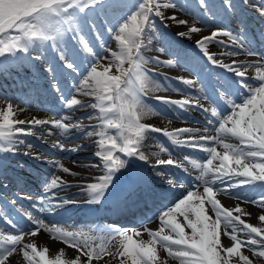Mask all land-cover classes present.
Wrapping results in <instances>:
<instances>
[{"label": "snow or ice", "instance_id": "6c2138e0", "mask_svg": "<svg viewBox=\"0 0 264 264\" xmlns=\"http://www.w3.org/2000/svg\"><path fill=\"white\" fill-rule=\"evenodd\" d=\"M104 2L105 0H0V57L6 54L15 56L17 53H28L33 47L39 49L48 47L57 53L64 67L77 72L78 67L68 58V48L65 47L67 35H71L76 41L78 50L82 54L86 56L91 54L86 69L87 75L74 87L76 92L94 96L96 103L85 104L75 96L68 100L61 97L68 109L77 106L91 107L98 109L100 113L98 118L101 124L92 125L93 130L84 132V135L100 137L96 141V155L102 161L104 175L96 177L95 183L82 185V188L94 200H99L111 183L113 175L126 166L128 157L149 162L148 157L140 151L145 133L149 131H163V134L170 137L176 145L207 153V157L204 163L191 161L193 166L200 170L199 176L196 177L198 183L191 186L182 198L165 207L158 216L160 222L158 229H144L149 237L147 240L142 238V233L137 229L126 230L113 226L115 235L102 241L98 247H94V238L83 232H65L55 227L47 230L50 233H57L64 243H70L71 247L78 249L81 255L88 258L87 264H92L93 258L100 259L102 255L116 260L117 264H169V260L176 264H233L234 257L239 258L237 264L241 262L253 264V261L241 251L245 247L251 249L255 256L264 258V226L246 223L241 216L251 215L250 213H246L240 205H236L233 209L224 207L216 198L217 193L223 192L225 195H234L239 199L250 201L264 209V57H261L260 61L247 64L237 61L223 64L215 60L208 53L206 45L211 42L224 43L217 40L220 35L232 36L226 27L217 28L210 35L201 37L196 44L212 64L227 68L238 77L240 87L247 89L244 101L239 104L235 101L226 103L227 109L224 111L216 107L205 108L199 100L191 104V107L199 108L208 117L203 130L183 128L168 132L143 124L141 118L144 115V105L141 95L149 80L142 67L144 57L141 48L150 45L154 38L150 35L154 32L151 17L155 15L163 19L164 13L161 8H176L178 5L175 0H168L165 3H161L160 0H113V8L124 9L123 15L111 21L106 20V23L111 25L107 31L118 43L119 51L111 52L113 59L105 65H100L98 70L97 64L105 59L103 50L100 53L94 52L93 47L81 39V33L85 28L93 30L96 28L90 15ZM244 2L247 3L248 0ZM199 3L205 13L212 17L207 0H199ZM223 6L229 11H234L232 0H223ZM261 14L264 15V12ZM169 19L180 25L188 24V21L177 20L175 16ZM200 31L201 28L193 25L187 34ZM179 35L186 34L179 33ZM239 47L246 55H258L250 47L245 48L242 41ZM158 51L163 52L164 49ZM34 58L41 59V56ZM149 59L168 66H173L174 63L172 60L161 61L157 57ZM125 63H128V68L123 67ZM113 65L116 66L119 75L111 74ZM250 67L255 68L253 78L257 82L255 86L245 82L247 69ZM45 71L50 74L54 72L51 65L45 67ZM176 79L187 85L194 83L192 80ZM53 86L57 92L60 91L59 83L55 79ZM204 98L207 99L206 96ZM156 99L176 105L185 111L190 103L188 100H172L165 97ZM15 115L11 103L0 111V152L15 153L18 146L30 149L31 145H25L24 139L20 137L33 134L32 129L39 125L52 124L64 129L83 127L79 124H63L61 121L37 118L14 119ZM97 127L103 130L97 133L95 132ZM209 127L214 129L215 135L189 137L183 141L177 139L181 133L200 131L207 133ZM107 129H115L117 135H109ZM231 139L239 143H230ZM56 146L63 148L59 143ZM117 153L123 154L125 158L122 159ZM24 154L31 155L30 152ZM50 162L59 165L58 161ZM174 164L176 162L171 158L157 161V165ZM59 167L64 172L70 171L63 165ZM87 167H99V165H87ZM166 179L170 185L174 184L173 179ZM58 180L59 177H53L48 188L70 186L63 181L58 183ZM181 186L184 187L183 184ZM201 186L203 192L199 190ZM242 187L255 189L257 198L246 197L232 191ZM52 198H55L54 195ZM59 201L52 204L50 193H46L37 203L47 204V210L54 211V206L63 204L64 199L60 197ZM209 209L214 214V219L209 215ZM234 213L239 214L234 215ZM258 219L264 224V215H260ZM6 222L19 234L10 235L0 232V264H6L13 254L17 253L18 246H22V258L26 264H79V255L75 259L66 260L62 258L64 250L61 249L58 254L50 258L47 255L49 251L47 247L39 249L34 242H24L26 234L35 236L39 233L43 221H34L33 227L27 230L18 228L11 220ZM222 225L223 235L229 237L231 241L230 246L224 245L221 241ZM237 231L246 234L247 240L238 237ZM113 240L117 241L115 246L112 245ZM161 250L167 255L162 256Z\"/></svg>", "mask_w": 264, "mask_h": 264}, {"label": "bare ground", "instance_id": "6f19581e", "mask_svg": "<svg viewBox=\"0 0 264 264\" xmlns=\"http://www.w3.org/2000/svg\"><path fill=\"white\" fill-rule=\"evenodd\" d=\"M257 14L258 13L256 12L255 15L257 16ZM187 18H186V20L189 21V18L188 19ZM183 19H185V18H183ZM218 20H220V19H217L215 21H218ZM195 26L200 27L199 24H197ZM189 27L190 26H186V30L189 31ZM175 28L179 29V26L176 25ZM199 36H200V34H198V33L193 34V40L197 39ZM248 47H249V45L245 46V48H248ZM228 49H230V48L222 49L220 47H214L213 48L211 46L210 52H211V55L216 60L223 61V62H225L227 64H232L233 61H237V62L239 61V62H242L244 64H247L248 61H250V60H252V61H260L261 60L260 57L254 56V55L249 56V55L242 54V53H237V52H236L237 54L233 55L231 53H233L235 51L234 50H228ZM251 69H253L255 71V68H251ZM179 76H181L185 80H189L188 77L186 75H184V74L180 73ZM254 76H255V74H254ZM162 96H167V95H162ZM7 104L8 103H5V100L2 97H0V106L6 107ZM11 104L13 105V109H14V111L16 113L14 119L30 120L32 118H37V119L42 120V119L48 118V119H50L49 121H53V118L48 117L47 115H45L44 112H41L40 110H38V111L26 110V109L24 110V107L22 105H18L17 103H14V102L11 103ZM147 113H148V118H149L148 121H149V123H152L157 128H162V127L173 128L175 126V122L167 121L164 117H162V116H160V115H158V114H156V113H154L152 111H147ZM144 116L146 117L145 113H144ZM39 126L44 129L39 134L44 138V140H48V138H50L49 132H51V128L48 127L47 124L39 125ZM25 127H27V126H25ZM204 135H208V134L204 133ZM93 138H95V136ZM51 141H53V140H51ZM229 142L233 143V144H238L239 143L235 139H231ZM53 143L55 145L54 141H53ZM75 144H80V143H74V141L68 142V143L65 144V147H69V146H72V145H75ZM96 148H97V146H96ZM218 149H219V147H218ZM94 151H95V153H94ZM96 151H97V149H93V151H91V153H92L91 155L85 156V157H90V158L87 159V161H93V163L86 162L84 159H82L78 163V165H74L72 163H69V164L65 165L70 170L78 172V174L76 176L75 175L72 176V175H70L67 172L58 170L59 178L62 175V179L59 180V181L75 180V181H79V182L80 181H84V183H86V181L97 182L96 179H95L96 175H98L97 173H102L101 175H104V172L101 171V169H100L102 161L96 155ZM155 151H156V153L155 152H151V153L144 152V154L148 157V161L149 162H145V161H142V160L139 159V161L142 163V166H144L145 169H147V167L148 168H155V167H153V165H155L156 161L161 160V159L163 160V158L165 157V155L163 153L164 149L157 148ZM49 157H50V155H49ZM82 162H85L86 164L85 165H81ZM215 163H218V162H215ZM87 165H99V167H87ZM55 177H57V176H55ZM232 191L233 192H238L239 194H241L243 192H247L244 195L246 197H248L250 195L249 191H252L251 192L252 196L256 195L255 189H250L248 187H242L239 190H232ZM216 197L220 199V203L224 207H228L230 209H233V208L236 207V205H240L244 209V211L246 213H250L251 215H242L241 216V219H243L246 223H251L254 226H264V224H262V222L259 221V219H258V217L260 215H264V209H262L258 205H254L252 203L250 204L248 202H244V200H242V203L237 202L236 199L234 198V195H225V194L219 195L217 193ZM206 207H208V206L206 205ZM235 214H239V213H234V215ZM209 215L212 216V213H211L210 209H209ZM212 218H213V216H212ZM149 227H154V229H158L159 225L157 223L151 222L148 225V228ZM229 231H231V229H229ZM221 232H222V235H221L222 243L224 245H226V246L231 244V241H230L229 237L223 235V229H221ZM238 232H236V233H238ZM141 233H142V238L143 239H145V240L149 239V237H148L146 232L145 233L141 232ZM30 241L36 243V245H37V247L39 249L47 247L48 250H49L47 255L50 258L55 256L56 254H58L59 251L61 249H63L64 250V256L62 257L63 259H66V260L67 259H75L76 256L79 255L81 264H87L88 258L86 256H84V255L79 254L78 253L79 252L78 249L70 248L68 246H65L58 239L46 235L42 230L39 231L38 235L30 236ZM116 243H117L116 240L112 241V245L113 246H115ZM113 250H114V247H113ZM161 255L162 256H166L167 254H166V252L161 250ZM6 264H22V262L19 261L18 254H13V256L10 259V261L6 262ZM92 264H117V261L116 260H112L107 255H102V257L100 259L93 258ZM169 264H176V262L169 260ZM235 264H237V262H235ZM259 264H264V262L262 261Z\"/></svg>", "mask_w": 264, "mask_h": 264}, {"label": "rangeland", "instance_id": "374dc122", "mask_svg": "<svg viewBox=\"0 0 264 264\" xmlns=\"http://www.w3.org/2000/svg\"><path fill=\"white\" fill-rule=\"evenodd\" d=\"M160 2L165 3V2H168V0H160ZM175 2L178 5L176 8H161L160 9L164 13V19L169 23V25L171 27H174V25L179 26L178 31H180V33H185L186 35H184V36L187 37L188 39L192 40L193 34H195V33H191L190 35H188L187 34L188 30H186V26L193 24V23L194 24L200 23V21H198V20L194 21L193 20L191 22H188V24H186V25H180V24L176 23V21L169 19L170 17L175 16L177 20H184L183 18H186L185 16H188V15L184 14L183 12H181V10H185L187 12V8H190L189 0H176ZM112 3L113 2L107 4L105 2V4H103L102 6L97 8L100 10L98 13H99V16L102 20L101 22L98 20L99 17H94V16L90 15V19H91L92 23H94L96 25V28L94 30L92 29V32H89V29L85 28L84 32L81 33V39L88 42L89 46L93 47L94 52L100 53L101 50H103V56L105 57V59L101 60L97 64L98 70H100V65H105L113 59V57L111 56V52H118L119 51L118 43L114 40V38H110L106 42L107 37L110 36L107 29L109 27H111L110 24L106 23V20L111 21L115 17L120 16L119 14L123 10L121 8H113ZM260 5H261V10L264 11V4L263 5L260 4ZM180 6H183V7H180ZM152 22L154 24V32L150 33V35L154 36V38L152 39V43L147 46L146 50L148 52H151V53L157 52V54H154L155 56L168 58L169 54L166 51H163V52L158 51V49H161V48L164 49L165 48V40H163L165 33H163V31L159 27H157L154 20H152ZM202 29L203 30L198 32V33L201 36H208L211 33V29H214V26L212 28L211 27H203ZM85 32H87V34ZM220 36L223 37V35H220ZM220 36H218L217 39H219ZM211 45L213 47H215L216 42H211V43L207 44L208 47H211ZM65 47L68 48V58L72 62H74L72 59L74 58L75 53H77L78 55L76 57L79 58L81 56L80 58H84L85 63L88 65V60H89L91 54H88L87 56L82 54L78 50V45H77L76 41L72 39L71 35H67L65 37ZM55 57H56L57 61H59V63L53 61L51 59V57H48V62H47V57H46L45 63L43 62L45 64L44 66L47 67V66L51 65V67H52V66H55L57 64V66L59 65L62 67V69H64V66L62 65L63 62L59 59L56 52H55ZM144 60H147L146 57H144ZM152 62L157 63L155 61H150V62H148V64L151 65L150 63H152ZM123 67L128 68L129 67L128 63H125ZM69 70L72 71L71 69H69ZM144 70H145L146 75H147L148 80H149L148 85L144 90L157 93V90H156L157 85L158 86H163V85L160 83V81L158 79H154L153 76H151L150 70H147L146 68H144ZM78 71H79V69H78ZM111 74H114V75L120 74L115 65H113V67L111 69ZM49 75L52 77L55 76L54 74L51 75L50 73H49ZM83 75H84V73H83ZM86 75H87V73L79 80V82L81 80H83V78ZM65 76L70 81L69 84H71L73 86V80H71L69 78V76H67V75H65ZM79 82L76 85H78ZM72 96H75V98H77V99L89 97L88 95H84L82 92L72 93ZM71 98H69V99H71ZM93 98H94V96H90L89 98H87V99H90V101L88 102L89 104L95 103V100ZM87 108H90V107H87ZM4 109H5V107L2 108L0 106V111H3ZM73 109H75V108H73ZM93 114L96 116H99L100 115L99 110L95 109L94 111H88V112H86V114H84V117L87 118L88 116L93 115ZM144 120H147V119H144ZM100 124L101 123H99L97 125H100ZM95 129H97V131H99V132L103 130L99 127L95 128ZM107 130H109V129H107ZM113 135H117V132L115 130H113ZM86 148H88V147H83V150H85ZM59 158L62 159L60 156H59ZM227 246H230V244ZM241 251L243 252L244 255L248 256L253 261V264H259L262 261L264 262V258H260V257L255 256L253 254V251L251 249L249 250V248H247V247L242 248ZM238 259H239L238 257H234L233 258V261H234L233 264H235V262H237ZM241 264H242V262H241Z\"/></svg>", "mask_w": 264, "mask_h": 264}]
</instances>
